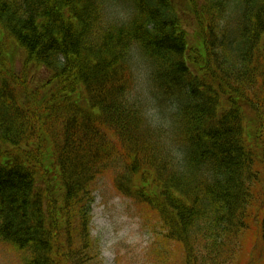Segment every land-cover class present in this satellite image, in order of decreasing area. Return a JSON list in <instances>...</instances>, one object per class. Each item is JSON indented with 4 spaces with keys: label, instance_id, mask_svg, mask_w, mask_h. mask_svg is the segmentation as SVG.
<instances>
[{
    "label": "trees",
    "instance_id": "trees-1",
    "mask_svg": "<svg viewBox=\"0 0 264 264\" xmlns=\"http://www.w3.org/2000/svg\"><path fill=\"white\" fill-rule=\"evenodd\" d=\"M109 2L0 0V240L28 264H95L93 190L119 164L115 190L155 212L181 264H264V0H129L126 26ZM133 40L162 97L184 99L186 173L119 102Z\"/></svg>",
    "mask_w": 264,
    "mask_h": 264
},
{
    "label": "rangeland",
    "instance_id": "rangeland-1",
    "mask_svg": "<svg viewBox=\"0 0 264 264\" xmlns=\"http://www.w3.org/2000/svg\"><path fill=\"white\" fill-rule=\"evenodd\" d=\"M192 21L183 17V24L188 22L185 29L193 45L198 31ZM15 72L18 73V68ZM47 76L43 70L32 75L29 89L36 91L35 87ZM119 170L121 167L117 164L116 168L105 171L93 190L89 226L90 236L99 251L95 264H181L180 251L175 249L176 258L172 247L169 248L171 255L164 251L163 230L155 212L115 190L113 178ZM156 249H159L158 254ZM29 260V253L0 240V264H28Z\"/></svg>",
    "mask_w": 264,
    "mask_h": 264
},
{
    "label": "clouds",
    "instance_id": "clouds-1",
    "mask_svg": "<svg viewBox=\"0 0 264 264\" xmlns=\"http://www.w3.org/2000/svg\"><path fill=\"white\" fill-rule=\"evenodd\" d=\"M104 15L110 24L126 26L136 16V9L129 0H110L104 5ZM130 81L119 96L126 108L138 110L143 125L151 130L172 165L179 173L189 170L188 152L177 135V115L182 111L184 99L180 95L163 98L155 78L153 59L147 54L143 43L131 41L123 50ZM204 175L212 177L206 162L201 167Z\"/></svg>",
    "mask_w": 264,
    "mask_h": 264
}]
</instances>
